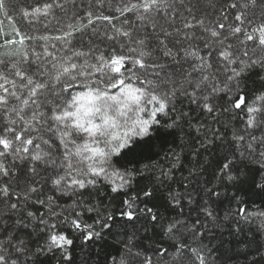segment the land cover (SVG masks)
<instances>
[{
	"label": "snow or ice",
	"instance_id": "obj_1",
	"mask_svg": "<svg viewBox=\"0 0 264 264\" xmlns=\"http://www.w3.org/2000/svg\"><path fill=\"white\" fill-rule=\"evenodd\" d=\"M0 264H264V0H0Z\"/></svg>",
	"mask_w": 264,
	"mask_h": 264
}]
</instances>
